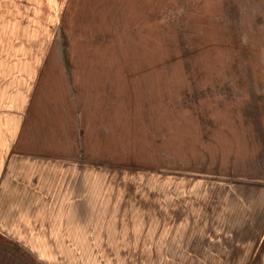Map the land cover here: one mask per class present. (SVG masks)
Returning a JSON list of instances; mask_svg holds the SVG:
<instances>
[{
    "label": "rangeland",
    "instance_id": "rangeland-1",
    "mask_svg": "<svg viewBox=\"0 0 264 264\" xmlns=\"http://www.w3.org/2000/svg\"><path fill=\"white\" fill-rule=\"evenodd\" d=\"M243 84H264V0H0V163L70 197L1 219L38 235L0 264H244L182 190L190 110L222 117Z\"/></svg>",
    "mask_w": 264,
    "mask_h": 264
},
{
    "label": "crops",
    "instance_id": "crops-1",
    "mask_svg": "<svg viewBox=\"0 0 264 264\" xmlns=\"http://www.w3.org/2000/svg\"><path fill=\"white\" fill-rule=\"evenodd\" d=\"M197 91L198 99L206 103L216 97L210 94L213 88ZM225 91L221 96L226 100L222 117L212 115L218 105L213 109L205 106L195 115L190 110L191 117H197V128L189 135L190 150L185 149L190 151V159H186L190 169L184 174L190 178H183L188 184L182 190L186 193L189 189L202 218L232 220L230 225L223 223L217 233L240 235L244 264H264V84L230 85ZM3 165L0 163V220L9 219L16 227L20 212L52 218L57 212L54 205L70 199L66 197L67 183L57 195L54 182H46L45 187L37 177L22 179L15 173L5 176ZM21 224L13 232L0 223V252L10 249V253L22 254L23 238L37 242L38 234L24 231Z\"/></svg>",
    "mask_w": 264,
    "mask_h": 264
}]
</instances>
